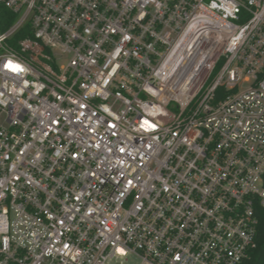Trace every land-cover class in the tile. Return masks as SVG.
<instances>
[{
	"label": "built area",
	"instance_id": "2783aa9c",
	"mask_svg": "<svg viewBox=\"0 0 264 264\" xmlns=\"http://www.w3.org/2000/svg\"><path fill=\"white\" fill-rule=\"evenodd\" d=\"M0 4V264H241L264 0Z\"/></svg>",
	"mask_w": 264,
	"mask_h": 264
},
{
	"label": "trees",
	"instance_id": "16d2710c",
	"mask_svg": "<svg viewBox=\"0 0 264 264\" xmlns=\"http://www.w3.org/2000/svg\"><path fill=\"white\" fill-rule=\"evenodd\" d=\"M14 19V14L0 4L1 29H7ZM241 264H264V215L259 225L258 246L250 251L249 256Z\"/></svg>",
	"mask_w": 264,
	"mask_h": 264
},
{
	"label": "snow or ice",
	"instance_id": "6c2138e0",
	"mask_svg": "<svg viewBox=\"0 0 264 264\" xmlns=\"http://www.w3.org/2000/svg\"><path fill=\"white\" fill-rule=\"evenodd\" d=\"M13 70H18V69L13 66Z\"/></svg>",
	"mask_w": 264,
	"mask_h": 264
}]
</instances>
